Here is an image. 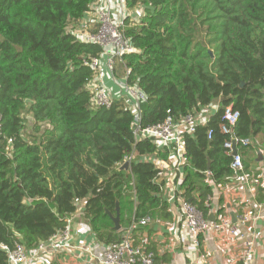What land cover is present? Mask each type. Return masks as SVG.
<instances>
[{
	"label": "trees",
	"instance_id": "16d2710c",
	"mask_svg": "<svg viewBox=\"0 0 264 264\" xmlns=\"http://www.w3.org/2000/svg\"><path fill=\"white\" fill-rule=\"evenodd\" d=\"M97 2L0 0V246L36 248L82 202L83 218L104 247L143 219L170 217L160 170L146 160H166L168 151L135 141L123 100L108 109L92 101L90 64L101 51L71 30ZM123 2L140 15H128L124 29L137 52L123 56L115 71L126 70L127 85L145 96L141 127L196 116L219 100L206 123L183 135L188 159L177 197L207 218L216 188L233 175L223 144L231 136L250 139L235 147L243 172L264 146V0ZM227 107L239 117L223 133ZM24 114L32 119L29 133ZM0 264H7L1 247Z\"/></svg>",
	"mask_w": 264,
	"mask_h": 264
},
{
	"label": "built area",
	"instance_id": "2783aa9c",
	"mask_svg": "<svg viewBox=\"0 0 264 264\" xmlns=\"http://www.w3.org/2000/svg\"><path fill=\"white\" fill-rule=\"evenodd\" d=\"M124 0H103L97 2L92 11L87 15L83 22L71 33L81 42L100 48V55L95 58L90 66L95 70L94 80L89 83V90L92 93V101L95 106L110 108L114 100H123L127 108L133 114V123L131 130L135 141L150 140L157 148H165L169 155L162 164L157 166L160 170V177L163 172L170 173L175 178L172 192L177 195L182 181L183 166L187 162L188 155L185 152L183 144V135L194 132L196 125L204 124L203 118L205 112L193 116L187 115L175 121L171 116H167L161 123L141 127L139 105L145 101L144 94L135 86L129 87L126 83L127 71L121 79L117 78L115 66L116 61L121 62L125 55L137 52L132 44L131 39L124 33L128 12L124 7ZM118 12V13H117ZM94 27V30L90 28ZM75 31L78 33L74 34ZM122 63V62H121ZM101 76H107L114 86L119 88L120 93L116 99L100 83ZM103 78V77H102ZM125 99V100H124ZM239 113L230 107L223 111L222 132L228 133L238 120ZM210 134V133H209ZM210 138V135H209ZM250 143L249 138H231L223 144L227 155L231 157V170L233 176L243 171L241 155L236 152L232 155L236 146H246ZM133 156L124 158V163L130 164ZM158 161H160L158 159ZM209 179V175H207ZM174 198V197H173ZM180 219L191 237L192 245L199 246V238L208 230H230L232 236L240 240L243 244L244 254L238 260V264H250L249 257L253 254L255 247V233L249 232L248 227L254 223L253 210L243 211L239 218L238 224L233 226L230 219H221L219 221H210L197 210L190 202H185L182 198L177 200ZM258 208H263L259 204ZM149 220L143 219L137 224H133L124 230L122 240L110 244L103 248L99 255L97 263L93 261L96 257L80 245L71 244L72 224L68 220L65 225L58 229L46 241L40 243L36 248L27 251L20 243H16L12 248L0 246L6 253L7 264H53L63 253H73L79 251L87 258L79 259L80 264H165L156 260L151 251H147L144 245L134 244L132 233L136 226L143 227Z\"/></svg>",
	"mask_w": 264,
	"mask_h": 264
},
{
	"label": "crops",
	"instance_id": "0c3cea01",
	"mask_svg": "<svg viewBox=\"0 0 264 264\" xmlns=\"http://www.w3.org/2000/svg\"><path fill=\"white\" fill-rule=\"evenodd\" d=\"M123 75L124 71L116 72L119 79ZM100 79L103 87L116 99L120 93L119 88L114 86L107 76H101ZM218 105L219 100H216L208 112L204 111L205 121ZM257 146L253 155L254 161L249 162V168L245 172L232 175L226 184L216 188L210 199L211 211L207 217L210 221L229 218L231 224L236 226L243 211L253 210L256 220L249 225L248 231L255 233L256 240L253 254L249 257L250 264H264V146ZM146 160L155 162L159 167L164 162L158 161L154 156ZM161 179L164 181V196L169 202L170 217L148 219L143 227L136 226L135 229H139L133 234L136 245L149 247L148 250L155 255L156 260L165 264H238L239 258L244 254V248L242 242L234 238L230 230H208L200 236L198 247L192 245L191 237L180 219L176 200L179 197L172 192L175 178H172L170 173L163 172ZM259 204H263V208H258ZM83 207L84 202L79 203L75 214L70 218L71 244L80 245L91 252L96 257L93 261L97 263L104 246L94 239L90 225L83 218ZM83 258L87 257L79 251L63 253L54 259L53 264H80L79 259Z\"/></svg>",
	"mask_w": 264,
	"mask_h": 264
},
{
	"label": "rangeland",
	"instance_id": "374dc122",
	"mask_svg": "<svg viewBox=\"0 0 264 264\" xmlns=\"http://www.w3.org/2000/svg\"><path fill=\"white\" fill-rule=\"evenodd\" d=\"M138 14H139V13H138L137 11H136V12H135V11H132V12H131V11H128V15H129L130 17H136ZM76 33H78V31H75V32H74V34H76ZM116 62L119 63L118 61H116ZM117 63H116V64H117ZM119 76L121 77V74H119ZM95 77H96V76H95ZM93 80H94V79H93ZM93 80H92V81H93ZM92 81H91V82H92ZM211 106H212V105H211ZM211 106H210V107H211ZM210 107H208V108H206V109H204V110H206V111L208 112V110H209ZM23 116H24L25 121H26V122H25V123H26V133H29V132H30V127L32 126V119H31V116H29L28 114H24Z\"/></svg>",
	"mask_w": 264,
	"mask_h": 264
},
{
	"label": "water",
	"instance_id": "95a60500",
	"mask_svg": "<svg viewBox=\"0 0 264 264\" xmlns=\"http://www.w3.org/2000/svg\"><path fill=\"white\" fill-rule=\"evenodd\" d=\"M236 154V150L234 149L232 152V155ZM129 168L128 163H123V165L121 166V169L127 170ZM110 219L113 223V230L114 231H119L120 230V226H119V213L118 210L116 211L115 216H110ZM211 220V219H210Z\"/></svg>",
	"mask_w": 264,
	"mask_h": 264
}]
</instances>
